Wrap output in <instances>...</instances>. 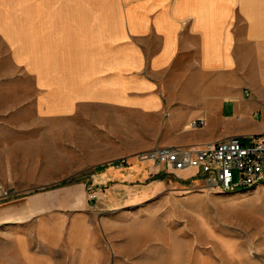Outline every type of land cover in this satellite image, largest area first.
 Instances as JSON below:
<instances>
[{
    "label": "crops",
    "instance_id": "0c3cea01",
    "mask_svg": "<svg viewBox=\"0 0 264 264\" xmlns=\"http://www.w3.org/2000/svg\"><path fill=\"white\" fill-rule=\"evenodd\" d=\"M262 133L264 0H0V264H108L90 188L114 210L160 185L143 155Z\"/></svg>",
    "mask_w": 264,
    "mask_h": 264
},
{
    "label": "rangeland",
    "instance_id": "374dc122",
    "mask_svg": "<svg viewBox=\"0 0 264 264\" xmlns=\"http://www.w3.org/2000/svg\"><path fill=\"white\" fill-rule=\"evenodd\" d=\"M161 172L145 196L114 210L103 196L96 203L108 264H264V183L227 192L194 171Z\"/></svg>",
    "mask_w": 264,
    "mask_h": 264
},
{
    "label": "built area",
    "instance_id": "2783aa9c",
    "mask_svg": "<svg viewBox=\"0 0 264 264\" xmlns=\"http://www.w3.org/2000/svg\"><path fill=\"white\" fill-rule=\"evenodd\" d=\"M205 119L193 120L190 127H203ZM169 173L194 171L203 174L206 181L223 191L248 189L264 183V133L243 140L232 136L204 148L165 147L143 155ZM122 160L120 164H124ZM237 178V179H236ZM101 191L89 189V198L95 203Z\"/></svg>",
    "mask_w": 264,
    "mask_h": 264
},
{
    "label": "trees",
    "instance_id": "16d2710c",
    "mask_svg": "<svg viewBox=\"0 0 264 264\" xmlns=\"http://www.w3.org/2000/svg\"><path fill=\"white\" fill-rule=\"evenodd\" d=\"M165 177H164V175H159L158 177H157V179H164Z\"/></svg>",
    "mask_w": 264,
    "mask_h": 264
}]
</instances>
